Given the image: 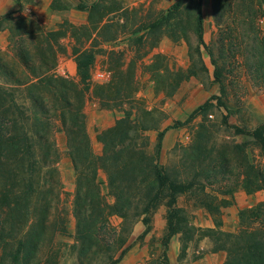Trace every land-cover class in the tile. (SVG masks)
<instances>
[{
  "label": "rangeland",
  "instance_id": "obj_1",
  "mask_svg": "<svg viewBox=\"0 0 264 264\" xmlns=\"http://www.w3.org/2000/svg\"><path fill=\"white\" fill-rule=\"evenodd\" d=\"M27 1L31 0L19 3L20 10L15 13H26ZM178 1L59 0L55 6L63 9L51 11L46 26H40V19L34 14L26 18L14 15L9 20H0V64H5L23 81H32L34 77L23 65L21 50L31 48L32 43L35 48H29L30 56L39 59L37 47L47 40L56 57L54 74L79 83L73 48L92 51L96 62L91 71L85 114L93 152L98 156L103 154L104 146L98 136L115 127L124 118V112L131 126L137 128L129 131V138L147 156H155L159 132L171 127L158 163L173 180L187 187V191L178 196L176 206L184 212L187 225L169 241V262L229 264L231 261L233 264L234 259L240 260L248 252L249 237L264 234V155L250 134L237 135L233 128L251 132L264 124V81L253 73V68L247 67V64L252 66L253 61L250 54L243 53L249 49L247 42L254 34L246 29L251 35H244L245 28L239 22L232 26L248 0L230 1L229 26L224 22L222 30L215 20V0L202 3L204 42L217 58L223 56L219 59L225 68L224 96L213 79L214 68L204 48L200 52L206 69L198 64L194 76L188 70L191 66L189 50L198 43L194 34L193 0H182L181 26L172 33L167 28L150 31L152 23L160 20ZM253 2L255 8L260 7V0ZM81 4L97 7L91 12L79 11L77 6ZM262 6L264 13V4ZM255 29L264 37V15L258 18ZM235 41L242 42L243 47L238 52L232 44ZM115 79L112 92L106 90L97 94L98 87ZM0 84L7 88L14 86L2 71ZM119 87L124 96L121 102L113 99ZM220 97L224 107L219 104ZM206 102L210 103L208 112L185 123L195 109ZM57 116V113L52 114L53 138L60 155L57 169L63 186L58 219L66 220L68 235L55 239L52 262L75 264L70 245L74 243L72 236L76 227L73 210L77 174L68 158L67 136ZM178 122L185 125L179 126ZM99 178L105 183L102 194L113 206L116 199L109 191L106 171L100 170ZM141 180L142 177L138 182ZM136 186L128 185L127 195L133 207L127 224L118 216L110 218L113 228L119 231L124 227L130 232L127 241L130 250L119 264H160L163 241L168 233L169 209L166 201L161 202L151 213L150 232L142 238L146 226L134 213L136 207L140 212L146 192ZM242 213L246 219H242ZM251 214H260L261 218ZM43 257L40 264H45L47 254Z\"/></svg>",
  "mask_w": 264,
  "mask_h": 264
},
{
  "label": "trees",
  "instance_id": "obj_2",
  "mask_svg": "<svg viewBox=\"0 0 264 264\" xmlns=\"http://www.w3.org/2000/svg\"><path fill=\"white\" fill-rule=\"evenodd\" d=\"M58 1L53 0L52 11L63 9L55 6ZM230 1L232 0L214 2L215 20L220 30L225 25L224 22L229 24L227 11L232 7ZM260 1V7L255 8L253 0H248L242 12H238L241 15L232 26H237L239 22V25L245 28L244 33L249 29L254 34L250 37L248 30L244 34L251 39L247 42L249 49L243 53L250 54L253 61V65L247 64V67L251 70L253 68L255 70L253 73L259 74L260 80L264 81V37L255 29L258 18L264 15L262 10L264 0ZM192 2L195 5L194 34L198 43L195 48L189 50L191 66L188 70L194 76L198 64L201 69H206L200 52L204 48L214 68L213 79L224 96L225 68L221 66L219 59H223V56L217 58L204 42L203 0ZM96 7V4L90 8L81 4L77 6V10L91 12ZM182 8V0L170 6L160 20L152 23L150 31L167 28L172 33L177 26H181ZM15 14L14 12L5 14L0 16V20H9ZM227 30L225 29L226 33ZM49 36L50 34H47V37ZM235 40L237 41V38ZM236 41L232 44L238 52L243 46L242 42ZM41 45L43 46L37 47L39 59H32L30 47L21 50L23 65L34 77L32 81H23L10 72L5 64H0V71L14 85L7 88L0 84V264H40L45 253L47 254L45 264H53L55 239L68 235L66 220L58 219V205L63 186L57 169L60 155L53 138L55 125L53 113L58 114L62 131L67 136V155L77 174L73 210L76 227L75 235L72 236L74 243L70 245L75 264H119L128 253L130 248L127 241L130 232L127 233L124 227L118 231L110 223L112 216H118L127 224L133 207V201L127 195L130 190L128 185L130 187L137 185L138 189L142 191L144 189L146 192L140 212L138 207L135 208L136 212H133L135 218L141 217L146 226L142 238L151 230V213L161 202L166 201L169 209L168 233L163 241L164 252L160 264H170L167 255L169 241L187 225L184 212L176 207L178 196L186 192L187 187L173 180L166 169L158 163L165 136L171 127L159 132L155 156H147L129 138V131L137 128L131 126V122L127 121V112H124V118L119 120L115 127L98 136L104 148L101 156L96 155L87 133L85 114L90 76L96 56L92 51L73 48L79 78V83H76L71 78L54 74L55 54L47 40ZM32 48L35 47L31 43L30 49ZM114 86L116 79L106 86L98 87L97 94L106 90L112 92ZM120 89L119 87L113 98L118 102L124 97ZM218 100L224 107L222 97ZM209 106L210 103L206 102L195 109L185 123L207 113ZM185 123L177 124L183 126ZM233 128L237 135L250 134L264 155V124L251 132L239 127ZM100 170L108 174V188L116 199L113 206L106 202L102 194L105 183L99 178ZM141 177L139 183L138 179ZM253 214L251 216H255L254 218H261L260 214ZM241 217L247 218L243 213ZM246 243L248 252L240 260L234 259L233 264H264V234L249 237Z\"/></svg>",
  "mask_w": 264,
  "mask_h": 264
},
{
  "label": "crops",
  "instance_id": "obj_3",
  "mask_svg": "<svg viewBox=\"0 0 264 264\" xmlns=\"http://www.w3.org/2000/svg\"><path fill=\"white\" fill-rule=\"evenodd\" d=\"M20 3L23 4V0H20ZM51 3L52 0L27 1V3L25 4L26 13L22 12L20 14L17 12L15 16L23 15L26 18L30 14L31 15L34 14L40 19V26H46L49 22L48 17L52 16L51 13L53 12L50 7ZM19 10H20V5L18 3V0H0V15H4L10 12L15 13L16 11Z\"/></svg>",
  "mask_w": 264,
  "mask_h": 264
}]
</instances>
